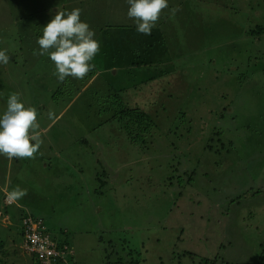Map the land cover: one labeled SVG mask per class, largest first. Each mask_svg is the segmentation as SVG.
Here are the masks:
<instances>
[{"label":"rangeland","instance_id":"374dc122","mask_svg":"<svg viewBox=\"0 0 264 264\" xmlns=\"http://www.w3.org/2000/svg\"><path fill=\"white\" fill-rule=\"evenodd\" d=\"M177 1L143 35L109 20L106 12L127 15L125 0H0V50L10 58L0 64V114L18 93L37 109L43 140L34 159L0 156V264H37L23 249L21 211L40 217L55 243L67 240L68 264H264V0L238 12L246 0H197L187 23L193 1L173 16ZM73 8L99 41L104 58L94 64L110 65L85 90L34 54L56 9ZM153 56L170 59L155 67L158 81ZM125 105L153 126L128 134ZM16 185L27 195L12 202Z\"/></svg>","mask_w":264,"mask_h":264},{"label":"clouds","instance_id":"9594fccd","mask_svg":"<svg viewBox=\"0 0 264 264\" xmlns=\"http://www.w3.org/2000/svg\"><path fill=\"white\" fill-rule=\"evenodd\" d=\"M125 2L129 6L127 17L133 20L137 33L143 35H151L162 11L168 8V0ZM179 10V7H174L171 14L174 16ZM80 16L79 8L70 11L56 9L36 40L39 52L34 54L48 55L55 65L54 75L60 82L67 77L83 79L95 68L90 62L99 53L100 44L94 39V31L88 23L81 21ZM9 59L7 50H0V64L6 65ZM6 105V109L0 114V156L9 160L34 159L43 144L37 131V109L26 107L18 93L9 94ZM48 116L52 119L54 113L49 112ZM6 195L8 200L17 202L27 195V189L16 185Z\"/></svg>","mask_w":264,"mask_h":264},{"label":"trees","instance_id":"16d2710c","mask_svg":"<svg viewBox=\"0 0 264 264\" xmlns=\"http://www.w3.org/2000/svg\"><path fill=\"white\" fill-rule=\"evenodd\" d=\"M181 1L182 0H178L177 2H178V4H179V8H180V11H182V9H184L183 8V5H181L182 3H181ZM190 2H192L193 1V3L192 4H190V5H187L188 6V10L186 11V12H184V15L183 16H181L182 17V19H183V21H184V23H187V18H188V16H193V18L196 20L197 19V17L195 16L196 15V13H197V6L199 5V3L197 4V0H189ZM230 1H235V0H230ZM237 1H240V0H237ZM242 1V0H241ZM247 1L248 0H246V3L245 4H243V2H242V4L241 5H238V4H236V6L234 7L235 8V11L236 12H238V11H240V10H244V9H246V8H250V5H248L247 4ZM195 2V3H194ZM203 2V1H202ZM224 8H227V9H229V8H231L229 5H225V6H223ZM180 11H179V13H180ZM219 23H220V27H223V25H224V21H219ZM128 25V29L129 30H131V31H135L136 32V28H135V24L134 23H130V24H127ZM119 26V25H118ZM120 27V26H119ZM40 31H41V28H40ZM40 33H42V32H40ZM225 35V34H224ZM164 42V44L162 45V47L161 48H163V50L161 49V51L163 52H165L166 51V49H168L167 47H168V44L165 42V41H163ZM152 46V44H150V45H148L147 47H151ZM154 46V45H153ZM122 48H125V47H123L122 45H119V47L116 49V51H117V53L119 52V51H121V49ZM99 57H101V58H104V56H103V54H101V52H100V50H99V53L97 54ZM153 58L156 60L157 58L156 57H154L153 56ZM112 60H114V58L112 57ZM144 60H146V58H144ZM161 58L158 60H156L157 62H158V65L157 66H154V65H152L151 67L155 70V72H156V80L158 81V80H160L161 79V73H162V71L161 70H159V69H156L155 67H158L159 66V63L160 62H162L163 64H166V63H169L170 62V59H169V57H166V58H164V59H162L161 61ZM90 63H92V64H94V61L92 60ZM172 64V63H171ZM95 65V68L91 71V72H89L83 79H81V80H83V81H85L84 83H83V85H85L90 79H92V80H94V81H96L98 78H100V76L102 77H106L108 74H107V70H108V68L110 67V65L108 66V67H102V66H98V65H96V64H94ZM101 68H103V69H101ZM99 69H101L102 71H99ZM140 73H143V72H141L140 71ZM145 74V73H144ZM102 77V78H103ZM105 80V79H104ZM93 81V82H94ZM108 80H105L104 82H107ZM93 82L91 83H89V86H88V88L93 84ZM44 83L46 84L47 83V81L46 82H43V83H41V85L43 86L44 85ZM111 85L112 84H109V83H107L106 84V89L107 90H111V89H114V88H112L111 87ZM158 85H161V84H158ZM60 86L61 85H59L58 86V89L60 88ZM115 90L116 89H114V91H111L109 94L110 95H112V94H114L115 93ZM116 91H118V90H116ZM123 110H121V112L120 113H118V116H120L119 117V120L120 121H122L123 120V117L126 119L125 121H124V125H123V127H124V129L127 131V133L128 134H130V135H133V126L135 127L136 125H138L139 127V130L141 131V132H144L145 130H146V128L148 129L149 127H152L153 126V122H152V120L150 119V117H149V115L147 114V112L146 111H144L143 109H141V108H138V107H130V106H128V105H125L124 107H121ZM133 137V136H132ZM22 213H24V212H20L19 214H18V220H19V222L21 223V221H22V219H23V217L21 216V215H23V216H25L26 215V217L28 218V217H31L33 220H36V219H41L40 217H38V216H34V215H32V214H30V213H25V214H22ZM21 229H22V227H21ZM23 232V231H22ZM21 235H22V233H21ZM22 237H23V235H22ZM51 237H52V235H51ZM53 238V237H52ZM54 239V238H53ZM22 240H23V238H22ZM63 241L64 242H60V245H62V243H67L68 245H69V243L67 242V240L64 238L63 239ZM23 243V242H22ZM23 249H24V245H23ZM24 251L26 252V253H28L25 249H24ZM263 252H264V246H263ZM29 254V253H28ZM30 255V254H29ZM32 256V255H31ZM33 258H34V260H35V262L37 263V264H39V261L33 256ZM204 261L205 262H207L206 261V259H204ZM210 262V261H209ZM138 263V261L137 260H132L131 262H130V264H137ZM213 262H210V264H212Z\"/></svg>","mask_w":264,"mask_h":264},{"label":"built area","instance_id":"2783aa9c","mask_svg":"<svg viewBox=\"0 0 264 264\" xmlns=\"http://www.w3.org/2000/svg\"><path fill=\"white\" fill-rule=\"evenodd\" d=\"M27 219L30 228L23 238L24 249L34 256L39 264H68L66 255L71 254V247L66 243H55L46 232L42 219Z\"/></svg>","mask_w":264,"mask_h":264},{"label":"crops","instance_id":"0c3cea01","mask_svg":"<svg viewBox=\"0 0 264 264\" xmlns=\"http://www.w3.org/2000/svg\"><path fill=\"white\" fill-rule=\"evenodd\" d=\"M125 2H121L120 3V6H122L123 4H124ZM106 5L108 4V3H105ZM108 6H109V4H108ZM121 11V10H120ZM119 11V12H120ZM126 12V14H127V10L125 11ZM106 14H107V16H108V18H109V20H111L112 19V23H114L115 25H117V27H118V25L119 26H121V27H123L122 25H127V24H130V23H134L133 22V20H131V19H129L128 17H127V15H125V13H123L122 15H121V17L120 18H118V17H116L115 15H114V12L112 13V14H108L107 12H106ZM106 17V16H105ZM114 29V28H113ZM130 29V28H129ZM119 45H122V44H119ZM123 47H125L124 45H122ZM122 49H124V48H122ZM116 54H117V51H115V53L113 54V57H115L116 56ZM116 70V69H115ZM111 71H114V69H112ZM52 81L53 82H55L56 81V78L54 77V76H52ZM94 80H92V79H90L82 88H81V90H85V89H87L88 88V84L91 82H93ZM62 83V82H61ZM107 83H109V84H112V83H110L109 81H107V82H105V84H107ZM48 87V83H46V84H44L43 86H42V88H44V89H46ZM76 96H77V94L76 95H74L72 98H69L68 100H67V103L61 108V110H59V112L58 113H60V112H63L66 108H68L70 105H71V103L73 102V100L76 98ZM52 97V96H51ZM54 119V118H53ZM52 119V120H53ZM52 120H49L48 121V123L46 124V127L47 126H49L50 124H51V121ZM38 133H39V135H40V130H38ZM41 159L42 160H44V156H41Z\"/></svg>","mask_w":264,"mask_h":264}]
</instances>
